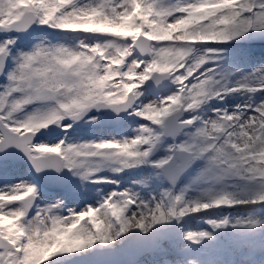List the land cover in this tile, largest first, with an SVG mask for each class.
I'll return each mask as SVG.
<instances>
[{
	"label": "snow or ice",
	"instance_id": "snow-or-ice-1",
	"mask_svg": "<svg viewBox=\"0 0 264 264\" xmlns=\"http://www.w3.org/2000/svg\"><path fill=\"white\" fill-rule=\"evenodd\" d=\"M249 32L264 33V0H0V171L15 150L37 174L109 189L69 185L77 207H41L34 184L0 185V264H120L142 243L165 252L171 228L190 245L255 229L219 214L264 211V66L237 76L219 55ZM104 109L143 123L120 139L33 142ZM146 169L158 188L112 178ZM191 216L206 228L184 229Z\"/></svg>",
	"mask_w": 264,
	"mask_h": 264
},
{
	"label": "rangeland",
	"instance_id": "rangeland-1",
	"mask_svg": "<svg viewBox=\"0 0 264 264\" xmlns=\"http://www.w3.org/2000/svg\"><path fill=\"white\" fill-rule=\"evenodd\" d=\"M248 37V33L245 34L244 37H239L236 40H233L227 44H224L222 47L223 51L219 53L222 57L221 66L226 67L229 71L235 73L236 75L245 74L250 72L252 67L248 66L249 58L248 51H244L243 46L240 45L241 38L244 40ZM264 33H255L254 38L258 39V44L254 49V57L256 58H264ZM43 39V37H41ZM247 40L246 42H249ZM20 41H17L19 45ZM252 61V59H250ZM239 70V71H237ZM161 93H155L151 91V93H145L146 99L154 100ZM242 101L243 98L240 97ZM227 103V102H226ZM239 103V102H237ZM97 115L98 117H103L104 113H94L91 112L89 116ZM87 119V118H85ZM98 122L95 123H85L83 120L79 123L73 124L72 128H70L67 133L62 132L61 135L56 137H48L35 143H39L41 141L54 143L56 140L64 137L66 140H71L72 142H86L88 140H93L97 138H115L120 139L122 137H128L129 134H134V129H138L140 123L138 119H128L125 123L121 124L119 127L109 130L104 128ZM96 126V129H91V126ZM95 131L97 133H95ZM140 170H131L128 171L130 173L136 172L133 176H128V172L121 173L112 178L118 181H124L128 185L132 180H147L149 184V188H158V184L156 183V178L154 174L151 173L150 170H144L142 173ZM68 174V173H67ZM101 175H109L107 170L101 173ZM151 177V178H149ZM27 181L34 184L37 188V198L34 203L42 206V202L40 200L45 195V193H49L50 191L43 188L31 175L27 167L20 166L16 164L14 169L10 174L5 176L3 171H0V185H3L5 182L8 184H15L19 181ZM186 182V181H185ZM69 185H75L77 189L81 192L88 194L90 197H95L96 186L89 185L87 183H81L78 178L71 177L68 174V185L67 187L59 193L51 191L50 193L54 194L50 197V200L45 199L47 203H54L56 199H60L63 201V204L67 207H77L75 201L69 198H65V192ZM109 189L107 187H103L101 192H106ZM87 202H91L89 199ZM74 203V204H72ZM45 205V204H44ZM43 205V206H44ZM245 211L233 217H229L230 219L239 218L241 220L245 219H255L258 220L259 223L255 229H239L236 231H229L216 236L211 242H203L200 245H190L187 242L181 239L180 233L178 237L175 238L172 242L171 254L169 262H164L162 257L159 256L160 252L156 251L154 253L148 254L141 258L136 264H202L203 260H201L202 253H209L211 255H215L216 261L218 264H264V211L256 210V206H244ZM223 216V215H222ZM191 227L189 230H199L206 228V225L203 223L202 219L192 218ZM200 221V222H198ZM189 223V222H188ZM240 245H244L245 247H252L250 252L244 253L238 247ZM175 254V255H174Z\"/></svg>",
	"mask_w": 264,
	"mask_h": 264
},
{
	"label": "water",
	"instance_id": "water-1",
	"mask_svg": "<svg viewBox=\"0 0 264 264\" xmlns=\"http://www.w3.org/2000/svg\"><path fill=\"white\" fill-rule=\"evenodd\" d=\"M152 89L155 91H161V88L158 87L157 85H152ZM102 111H106L107 115L104 119L101 120V124H103L106 127H113V126H117L118 124H120L121 122L126 120V113H121L119 115V117L116 118L115 121L110 122L111 118L115 116L111 115L110 110L104 109L101 110ZM58 129V128H57ZM59 130V129H58ZM59 134H53L52 131H42L41 133H38L36 135V137H34L33 142L41 139L45 136H55ZM12 152H14L15 157H16V162L20 163V164H24L27 165L29 167V169L32 171V173L34 174V176L37 178V180L44 185L46 188L48 189H57L58 191L62 190L63 188H65L67 186V174L66 172H61V173H55L53 171H45L43 173H35L34 170L31 168V166L28 164L26 158L23 157V155L19 152H16L15 150H10ZM171 233V237L172 239H174L177 235L178 232L175 228H171L170 230ZM140 248L143 249V251H139L137 249H132V250H128L125 253H123L119 259H120V264H135L138 259L142 258L144 255L148 254V253H152L153 251H149L148 249L150 248V246L147 243H142L140 245ZM240 249H245V247L242 245L240 246Z\"/></svg>",
	"mask_w": 264,
	"mask_h": 264
},
{
	"label": "bare ground",
	"instance_id": "bare-ground-1",
	"mask_svg": "<svg viewBox=\"0 0 264 264\" xmlns=\"http://www.w3.org/2000/svg\"><path fill=\"white\" fill-rule=\"evenodd\" d=\"M254 34L255 33L249 32L248 33V37L245 40L243 38H241V41L239 42L240 45L243 46L242 50L248 51V53H247L248 54V58H249L248 66L252 67L250 70H252L253 68H259V67L264 66V58H256V56L254 57V55H253L254 54L253 51H254L255 47L259 43L258 39L254 38ZM249 39H250V41L246 42ZM220 47L222 48V47H224V45H221ZM250 59H252V61H250ZM238 75L239 74H237V76ZM147 100H152V98L151 99L147 98L145 102H147ZM237 102H239V103L242 102L240 100L239 96L225 99V104L228 105V106L236 104ZM95 127L96 126L93 125V126H91V129L92 130L96 129ZM95 133H97V132L95 131ZM131 136H132L131 134L128 135V137H131ZM135 174H136V172H133V173L128 172V176L129 177L133 176ZM119 182H120L121 187L128 186V184L126 182H124V181H119ZM96 187H99L100 189H102L105 186H99L98 185ZM51 194L52 193H50V192L49 193H45V195L40 200V202H42V206L41 207H43V205L46 204V202H45L46 200L45 199L50 200V197L52 195H54V194H52V195ZM72 204H74V203H72ZM80 206H83L82 203L80 204ZM244 208L245 207H237V208H233V209H222V210H219V214L220 215H227L228 217H233V216L238 215L240 213L246 212ZM196 217L201 219L198 216H191V217L186 218V220L183 223V228L184 229H189L191 227L192 218H196ZM198 222H200V221H198ZM165 247H166L167 250L165 252H160L159 256H161L162 257L161 259H163V261L167 263L170 260V256H173V254L170 253L171 252V248L168 245H165ZM201 260H203L202 264H218L217 261H216L215 255H211L209 253H202Z\"/></svg>",
	"mask_w": 264,
	"mask_h": 264
}]
</instances>
